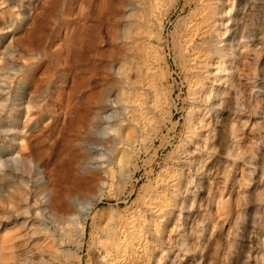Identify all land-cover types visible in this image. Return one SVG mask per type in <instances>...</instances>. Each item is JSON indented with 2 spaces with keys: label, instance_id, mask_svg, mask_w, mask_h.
I'll use <instances>...</instances> for the list:
<instances>
[{
  "label": "bare ground",
  "instance_id": "bare-ground-1",
  "mask_svg": "<svg viewBox=\"0 0 264 264\" xmlns=\"http://www.w3.org/2000/svg\"><path fill=\"white\" fill-rule=\"evenodd\" d=\"M8 1L10 0H0L2 3ZM11 1L14 6L23 8V1L26 0ZM41 1V5L33 12L38 13L29 18L28 27L23 30L22 37H13L0 53V71L6 72L5 87L0 88L4 93L0 97V150L7 151L4 163L10 165L11 161L15 160L13 155L21 160L20 167L0 170V198L5 196L6 203L3 202L2 205H5L6 209L10 207L12 213L27 212L28 209L19 203L26 201L29 191L25 188H30L35 194V203L43 206L38 214L51 221L61 234L68 228L74 231L77 246H82L87 233V220L86 217L74 215L72 202L85 200V196L96 186L93 176L112 180L116 176V172L112 171V164L118 166V174L122 177L118 181L119 187L124 185V178L128 176L126 172L135 164L136 145L149 113L142 93L143 88L151 90L154 96L152 106L160 111V115L164 113L161 108L164 106V96H161V90L156 87L162 86V76L160 79L155 77L157 65L161 60L159 61L153 40L155 38L160 41L164 36L163 19L170 7L176 5L177 0ZM95 2L99 11L105 7L112 8L113 4H120L126 11L124 14L117 11L113 15L117 19L110 23L113 27L119 26L117 36L113 40L121 44L116 45L114 50L122 57V63L113 70L118 77L117 92L112 96V100L107 99L117 103L123 114L113 115L114 122L108 126H103V123L110 118L109 115L103 114L97 119L90 104L85 101V94L91 87L86 85L91 83L92 76L83 80V86H76L85 66L84 62L94 54L97 41L102 38V26L87 21L94 14ZM75 5L80 8L77 18L81 20L82 16L84 23L80 20V24L69 23ZM59 11L60 21L57 19ZM48 17L51 20L47 19ZM184 20L178 41L174 42L173 46L180 58L186 85L190 87V94L195 100L187 115V138L201 136L199 131L194 129L196 124L191 120L197 104L202 99L200 93L205 91L202 89V86L207 84L205 78L212 74L214 80L227 86L223 96L220 91L214 90L215 101L209 105L212 115L215 114V123L211 129L215 141L209 148L216 154L203 172L199 173L194 189L183 184L181 168L175 167L159 176L155 190L143 200V207L128 214L124 219H113L109 211L108 221L101 226V222L97 220L101 216L98 213L93 214L90 217L92 223L88 226V234L94 243L98 246L100 244V264H152L155 256L150 258V255H146V258L142 259L138 255L139 249H144L148 242L144 234L150 227L155 239L154 248L159 252L164 251L163 246H167L172 240L170 233L177 228L176 209L178 214L185 212L182 225L178 226V252L173 259L176 264H180L184 256L187 259L183 264H200L198 259L201 258L202 246L212 238L215 231H220L223 236L211 248L212 258H203V264H248V253L252 249V246L248 245L249 228L255 222L256 215L249 186L253 180L251 175L259 165L257 150L260 141L255 139V133L253 135L251 130L253 126L259 130L263 121L248 124L249 118L246 116V120L238 124L234 118L242 106L240 95L243 91L238 82V77L241 76L247 81L246 86L257 88L254 93L259 96V100L254 97V110L251 111L254 114H264V0H195ZM12 21L9 17V22ZM1 25L0 23V28ZM20 27L18 25V28ZM11 31L13 32V29ZM14 48L18 51L15 56L11 51ZM131 62L134 64L133 79L128 74V65ZM210 67H213V72ZM87 71H90L89 66ZM16 76L20 78L14 88ZM69 77L71 84L64 86ZM14 89L15 98L10 100ZM100 98L101 95L99 101ZM73 100L76 102L72 103ZM101 101L105 102V99ZM257 104L258 108L261 106L259 111H256ZM167 115L170 118V113ZM72 121L78 122L73 134L84 135L82 138L88 145V152L85 153H88L90 164H94H88L90 174L76 176L71 173L76 167L74 158L78 160L76 157L79 154V151L72 147L75 145H72V139L76 135L72 137L70 134V137L67 134L75 130L71 128ZM210 122H206L205 126L208 127ZM245 125H248L246 129L251 133L244 132ZM7 138L9 142L17 141V146L7 142ZM184 146L185 144L183 154L186 151ZM13 148L15 150L12 152ZM100 150L102 152H99ZM104 150L113 154L112 163L101 160ZM222 154L232 160H222ZM206 160L204 159L205 162ZM240 160L251 169H243L244 164H239ZM201 169L202 165L197 164L196 171ZM236 169H240L243 176V182L239 186L236 185ZM219 174L221 188L216 185L219 184L216 182ZM107 183V187H110L111 184ZM237 186L241 187V190L236 194ZM182 188L187 193L185 196L181 193ZM196 190L203 192V199L196 200ZM43 192H47L45 201L39 198ZM45 210L46 213L43 212ZM145 212L154 214L155 221L145 224ZM167 223L174 226L168 229ZM224 225L227 226L226 232H222ZM43 230L46 231L45 228ZM101 232L106 240H99L100 236L96 234ZM165 232H169V235L164 237ZM14 233L10 228L5 227L3 230L0 240L2 264L14 259L19 264H25L27 261L30 251L17 253L19 244ZM160 260L161 258L157 263ZM254 264H264L263 249L258 252Z\"/></svg>",
  "mask_w": 264,
  "mask_h": 264
},
{
  "label": "rangeland",
  "instance_id": "rangeland-1",
  "mask_svg": "<svg viewBox=\"0 0 264 264\" xmlns=\"http://www.w3.org/2000/svg\"><path fill=\"white\" fill-rule=\"evenodd\" d=\"M194 1L195 0H177L176 5L170 7L169 12L165 16L166 18L164 17L163 19L164 21L162 22V27L164 36L160 41H157L155 38L153 40V45L155 47L159 61L161 60V63L159 62V64L157 65L155 77L157 79H160V77L162 76L161 81L164 82H162V86H156L161 90V96H164V99H162V104L164 106H161L164 113L163 115H160V111L158 112V110H156L154 106H152V103L154 102L152 98L154 96L151 90L149 88H143L144 90L142 89V93H144L145 95H143V97L146 99V106L149 113L147 114L148 116L145 119L144 128L141 132L142 134L139 132L141 137L136 145L135 153L137 154L135 164L128 169V173L126 172L128 176L124 178V185H122V187H119L118 181L122 177L118 174V166L112 164V171L113 173L116 172V176L112 180H108L106 178L102 180L99 179V176H93L96 186H94L90 193L85 196L86 198L83 197L85 198V200L81 197V199H83V202H72L71 207L73 208V210H75L74 215H79L84 218L86 217L87 220V233L82 241V246H77L74 231L72 232L68 228L66 232L61 234L55 229L54 224H52L51 221L46 220L38 214L39 209H42L43 206H39L37 202L35 203V194L32 190H30V188H25L27 192L29 191V195L27 196L26 201H22L19 203L20 205H23L24 207H26V209H28L27 212L21 211L18 213H12V211H10V207L6 209V206L2 205L3 202L6 203L5 196L0 198V240L5 227L8 229H13V233L15 232L14 234L16 237L15 240L19 244V250L17 253L30 251L27 254L28 258L25 264H100V244L98 246L96 243H94L95 241L92 240V238L88 234V226H90L92 223L90 217L93 214L98 213V215L101 216L100 219L99 217L97 219L98 222H101V226H103L108 221L109 211H111L109 212V214L113 215V219H124V217L128 214H132L141 206L143 207V200L153 193V191L155 190L156 181L159 176L163 175L166 172H169L170 170H173V168L175 167L181 168L182 178L184 179L183 184L186 185L187 188H193L197 183L196 180H198L199 173L203 172L206 165L215 156V151H212L209 148L211 147V143H214L215 141V136L212 135L211 132V129L215 123V114L212 115L213 113L211 112L210 104L215 101V99L213 98V93L215 92L214 90L220 91L221 95L223 96L224 91L226 90L224 88H226L227 86H223L220 84V82L214 80L212 74L208 75V78H205L207 84H205L206 86H202V89L205 91L200 93L203 100L201 99L200 103L197 104L198 107L194 110L195 113L192 114V116H194L191 120L193 121V124L197 125H194V129H196L197 132L199 131L201 136L199 138H190L191 140L187 138L186 132H188L189 126L187 115L189 111L192 110L195 100L192 94H190V87L186 85L187 82L185 81L184 71H182L183 69L180 58L178 57L173 46L174 42L178 41L180 29L185 21L184 19H186L190 9L192 8V4ZM41 2V0H26L23 1V8L14 6L11 0L3 3L0 2V18H3L2 20H0V23L2 24V29L0 28V53L4 51V46L7 45V43L11 42V39L13 37H22L23 30L28 27L27 23L29 22V18L32 15L38 13V11H36V13L33 12H35L34 10L37 6L41 5ZM96 3L97 2H95L94 4ZM76 6L77 5L73 7L74 14H71L72 17L69 21L70 24H72L71 22L79 23L80 19L77 18V14L79 13L80 8ZM95 6L93 9L94 14H92L87 21L88 23L102 26V38L97 41V49L94 54L88 57L84 62L85 66H83V70L80 73L81 81L79 80V82H77L78 84L76 83V86H83V80H86L88 77L92 76L91 83L86 85L91 87L85 94V101L90 104L92 113L96 115L97 119L100 118V116L103 114L109 115L110 118L103 123V126H108L109 124H112V122H114L115 117H112L113 115L121 116V114H123L120 108H118V104L115 102L112 103V101H110L114 98L112 96H115L118 89L117 86H119V84L117 83L118 77L113 70H116L117 67L122 63V57L117 52H115L116 50H114L116 45L121 44L113 40L114 37L117 36V30L119 29V26L113 27L110 23H112L113 20L117 19V17H113V15L117 13V11H120L121 14H124L126 11L123 7H121L120 4H113V6H111L112 8L105 7L101 11L97 9V4ZM29 8H31V10ZM59 15L60 11L57 17L58 21L61 20V16ZM9 17L12 18V23L9 22ZM49 18L50 17H48L47 19ZM80 18H82L80 22H83V17L80 16ZM49 20H51V18ZM9 25L11 27H9ZM18 25H20L21 27L18 28ZM15 27L16 30H14ZM12 29L13 32L11 31ZM11 51L13 52L14 56L18 53L17 48H14V50L11 49ZM7 57L9 58V56ZM16 62L19 63V61ZM133 65L134 64L132 62L128 65V67H130L128 74L130 75L131 79H133L135 76ZM88 66L90 67V71H87ZM209 69L212 72L214 71L213 67H210ZM9 73L12 72L10 71ZM5 75V70L0 71V88L5 87ZM237 77L238 76H236V78ZM19 78L20 77L16 76V78L14 79V81L16 82L13 85L14 88L18 84ZM164 78L166 79V81ZM238 78L240 79H238V82L241 85L239 86V88L241 87V90L243 91L242 95H240V103L242 106H240V111L238 110L237 114H235L236 117L234 118V121H236V123L238 124H242L241 122L243 120H246L247 117L249 118V121H247L248 124L250 122L261 123L263 121V126L259 130L256 126H253V129L251 130L253 131V135L255 133V139L260 140L258 142L259 148L257 150L259 154V165L257 170L251 175L253 180L249 186L250 193L252 194L251 197L253 208H255L256 215L254 218L255 222L251 224L249 228L250 230L248 245L252 246V249L248 253L249 260L247 263L254 264L258 252L262 249L264 250V114H254L252 112L254 110L252 106V100H254V97L257 98V101L259 100V96L255 94L257 92V88H254L253 86H246L247 81L242 76ZM70 80L71 78L69 77L68 80H66V84L64 86L70 85ZM251 88L254 90H252ZM15 91L16 89H14V91L10 95V100L15 98ZM3 94L4 93L0 91V97H2ZM207 94L209 96H206ZM100 95V99H105V102H102L101 100L99 101ZM107 98L110 100L108 101ZM262 98L264 102V94H262ZM75 102L76 100L72 101V103ZM256 106V111L261 110V106L259 108L258 104ZM33 112L34 111L32 110L31 113ZM168 113H170V118L167 115ZM77 119L78 116L76 117V120ZM199 119H201L200 123ZM21 120L23 122L24 119L21 117ZM208 121L211 122L209 123V125L207 124L208 127H206L205 123ZM72 124L73 126L71 128L75 130L71 129L72 131L70 130L71 132L67 134L69 136L71 134L72 137L76 135V138L73 137V139H71L73 141L72 145L75 144L72 147L79 151L78 157H76L79 161L75 160L74 158V162L76 164L74 165V167L76 166L77 168L75 167V170L73 169L74 171L72 170L71 173H74L73 175L76 176H81L83 174L89 173L87 167L89 165L93 166L94 164H90L88 153H85L88 152V145L84 141V138H82L84 135L78 136V134H73V132L76 131L78 122L72 121ZM245 126L246 127L244 132L246 131L245 133H251V131L246 129L248 125ZM91 128L92 127H89V129ZM6 141L9 142L8 138L6 139ZM51 142L52 140L49 141V143ZM9 143L13 146H17V141H10ZM184 144V149L186 148V151L183 154L182 149ZM14 150L15 148L12 149V152ZM99 152H102V150H100ZM6 153L7 151L0 150V161H2L0 163V170L5 171L8 169V167H20L21 160L15 155H13V159L15 158L17 163L15 162V160H12V163H10V165L9 163L7 164V162L4 163L3 160L6 159ZM181 153L182 156L180 155ZM179 155L180 157H178ZM112 156L113 154L107 153L104 150L103 158H101V160H108L110 163H112ZM220 157L222 160H226V162H230L232 160L230 157L225 158L223 154ZM204 159H207L206 162L204 161ZM199 161H201V163H199ZM28 164L33 166L31 162H28ZM197 164L202 165L201 171H196ZM239 164H244L243 169L250 168L248 165L243 163L242 160L239 161ZM240 173V169H236L235 177L237 179L236 185L238 186L243 182V176H241ZM220 178L221 177L219 174L218 179L216 178V182L219 183L216 184L218 185V188L222 187ZM107 182L111 184L110 187L109 185L107 187ZM238 186L235 187L236 194L241 190V187ZM181 193L183 196L187 194L186 192H184L183 188L181 189ZM196 194V200L201 198L203 199V192L196 190ZM39 198H41L42 201H45L47 199V192H43L41 195H39ZM176 211L175 215L178 218V221L176 222L177 228L173 229V232L170 233V239L172 240L167 246H163L164 251L159 252L158 250H156V248H154V234L151 232V228L149 227V230L144 234L148 242L146 243L144 249H142L143 251L141 249H139L141 252L139 250V252L137 251L138 255L142 259L146 258V255H150V258H152V256L156 257L152 260V264H156L159 258H161V260L158 261L159 263L157 264H176L175 260L173 259L178 252V247L176 246V241L178 239L177 232L179 230L178 226L182 225L185 215L184 211H182L180 214H178V209H176ZM43 212L46 213L47 211L45 210ZM145 216V224L147 225L152 223V221H155L156 219L154 214H150L149 212H145ZM168 223L166 226H168V229H171L174 225H170ZM21 225L23 226L21 227ZM32 226H39L40 229L33 228ZM43 228H45L46 231L43 230ZM226 230L227 226L224 225L222 232H226ZM96 235L100 236L99 240L105 239V236H103L102 232ZM167 235H169V232H165L163 234L164 237ZM222 236L223 235L220 231H215L212 238L210 237V240L205 241L202 246L203 250L201 251V258L198 259L200 264H203V258H207V260L212 258L211 256L213 255V249L211 248L214 247L215 243ZM185 259H187V257L184 256L183 259H181L182 262L180 261V264H183L185 262ZM12 261L8 260V262L4 264H19L15 262V259Z\"/></svg>",
  "mask_w": 264,
  "mask_h": 264
}]
</instances>
